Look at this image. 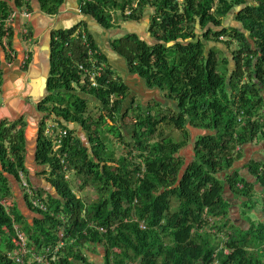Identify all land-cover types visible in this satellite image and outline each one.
<instances>
[{
    "label": "trees",
    "instance_id": "trees-1",
    "mask_svg": "<svg viewBox=\"0 0 264 264\" xmlns=\"http://www.w3.org/2000/svg\"><path fill=\"white\" fill-rule=\"evenodd\" d=\"M27 1L14 0L17 8L28 7ZM37 1L47 15L56 14L64 2ZM237 6L242 8L231 19L246 35L231 23L223 27ZM147 7L151 10L147 32L153 43L134 33L109 43L124 60L127 73L161 92L169 104L153 101L143 109L131 102L129 131L124 124L131 142L119 131L127 116L122 108L129 90L101 52L105 68L99 85L80 84L83 73L78 66L88 65L89 49L98 51L85 24L52 33L46 97L38 110L52 115L66 137L57 156L51 151V137L40 127L34 161L48 168L45 182L55 196L47 194L46 211L32 209L24 198L38 216L30 223L14 204L8 209L0 204V264H17L7 256L20 247L13 224L24 232L34 253L61 240L62 247L48 264H90L84 253L90 245L102 247V264H264V161L246 166L254 183L232 169L244 145L264 140V0H80L79 12L109 30L112 12L120 13L124 21L138 22ZM9 14L0 3V23ZM2 28L3 24L0 37ZM77 31L85 33L88 46L80 33L74 36ZM210 43L228 51L231 69L225 52ZM90 103L96 108L91 113ZM61 120L76 123L89 146ZM17 124H0V199L11 195L6 176L16 180L19 171L26 174L24 124L19 128ZM161 124L177 130L182 140L173 142L159 131L158 140L151 142ZM188 125L202 132L192 140V162L184 166L180 151L188 139ZM107 134L117 139L124 155L115 158L106 150ZM236 146L239 151H234ZM67 174L78 191L87 184L93 187L95 200L85 203L76 197ZM226 185L250 209L257 185L262 217L249 221L246 230L229 225L222 246L216 248L212 239L229 222ZM171 201L176 202L174 210ZM26 258L24 264H40Z\"/></svg>",
    "mask_w": 264,
    "mask_h": 264
},
{
    "label": "crops",
    "instance_id": "crops-1",
    "mask_svg": "<svg viewBox=\"0 0 264 264\" xmlns=\"http://www.w3.org/2000/svg\"><path fill=\"white\" fill-rule=\"evenodd\" d=\"M0 3L5 4L8 7L10 13L9 15L11 16V18L8 19V23L10 24V38L8 40L7 47L4 48L2 42L0 41V124L18 123V128L24 124L23 135L26 153L24 154V165L26 175L25 173L23 174L26 176L29 184L32 185L35 190H40V193L44 195V197L47 196V194L53 196V193H51V186L45 182L47 174H41L44 170L43 166L37 165L34 161L39 128L41 127L45 129L51 126L50 124L44 126L43 121L45 120L44 117L51 118L52 115L40 112L38 110V104L41 103L44 97H46V80L49 76L50 70L49 46L52 33L54 31L65 30L77 24L84 23L85 28L92 36L98 51L106 57L107 64L115 70L113 73L114 76H122L123 74L126 76L129 75L126 70L124 60L116 56L109 46L110 41L113 39L110 38L112 32L111 29L105 30L104 33V29L99 27L93 18L81 14L79 12L80 0H64L57 13L54 15H47L41 12L37 0L27 1L29 18L24 22H26L29 26L32 46L29 49L26 68H24L25 66H23V61L26 52L23 44L21 43L20 37V28L23 19L20 18V15H18V8L16 7L14 0H0ZM120 21L121 23L127 22L122 19ZM111 22L113 23V20ZM128 27L130 31H133L134 28L137 29V26L135 27V25H128ZM118 31L121 33H118ZM106 32L108 33L106 34ZM116 34H119L121 37L127 33L124 34L123 29L119 25ZM136 35L140 38L138 34ZM103 36L106 40L105 42L103 41ZM106 46H108V50H106ZM106 53H110V56L107 57ZM115 63L120 65V67L118 66L116 68L114 66ZM132 76L140 82V85L138 84L139 87H136V89L146 92V96L148 97L145 99V105L140 104L138 91L136 90L137 92L135 95L131 98V100H129L127 109L133 101L136 104L139 103V105H142L143 109H145L153 101L159 102L163 106H167L163 103L165 99H161V95H159L160 98H157L153 94L151 96L149 95V91L151 90V92H154L155 89L146 88L141 79L135 75ZM123 80L125 81V79ZM125 86L127 87L126 84ZM156 91L159 92L158 90ZM87 99L96 102L94 97H87ZM43 114H45L44 117ZM52 123L56 125V123ZM193 137H191V140L194 139ZM81 141L84 145L82 138ZM263 150L264 140L262 139L260 141L255 140L254 142L244 145L241 149V155L243 154L246 158V160L241 163L242 167L245 168L242 172H245V174L242 175L239 171L237 172L241 177L250 183H252V181L250 180V175L248 174L246 166L252 161H264V155L261 152ZM180 156L184 158L182 150L180 151ZM253 156L256 158H252ZM28 160L31 161L30 166L33 168L28 166ZM7 180L11 194L10 199L24 219L30 223L34 218H38L35 213L28 209L17 179L14 180L7 176ZM232 198L233 200H237L234 197ZM229 209H231V206ZM84 253L90 264H96L94 262L95 257L98 259L97 264H102L103 249L99 245H90L86 247Z\"/></svg>",
    "mask_w": 264,
    "mask_h": 264
},
{
    "label": "rangeland",
    "instance_id": "rangeland-1",
    "mask_svg": "<svg viewBox=\"0 0 264 264\" xmlns=\"http://www.w3.org/2000/svg\"><path fill=\"white\" fill-rule=\"evenodd\" d=\"M150 11L151 10L147 8L144 11V13L141 15V17H140L138 22H134V21L129 22V21H127V22H123V23H121V21H120L122 19V17L120 16V13L112 12L111 13V17H112V20H113V23H112L113 26L111 28L112 32H111V37L110 38H113L112 40H115V39H118L120 37L119 34H116V31L118 30V26L120 25L121 28L123 29L124 34L125 33H129V32L136 33V34H138L140 36V38H143L142 40H146L147 43L151 44L152 39L148 36V32H147L148 22H149V18H150ZM226 19L223 20V23L225 22ZM228 23H234V22L232 21L231 18H229L228 19ZM128 25H131V26L135 25V27L137 26V29L134 28L133 31H130ZM137 30L139 31V33H138ZM103 31L105 33V29ZM107 33L108 32H106V34ZM118 33H121V32L118 31ZM104 36H105V34H104ZM104 36H103V41L105 42L106 40H105ZM106 50H108V46H106ZM226 53L229 56L228 51H226ZM106 54H107V57L110 56V53L109 54L106 53ZM114 66L116 68L118 66L120 67V65H117V63H115ZM228 67L231 69V67H232L231 62L228 65ZM128 75L129 76H126L125 74H123L122 75L123 77L121 75H119L121 79L122 78L125 79V81L122 79L123 83L127 85L128 90H129L128 96L124 100L123 108H122V112L127 113V116L124 118V122L122 121V123L119 125V127H120L119 131H120L121 136H123L126 141L131 142V140H130V138L128 136V133H127V130L129 131L128 127L131 126L130 123H129V119H130L129 115H130L131 112H130V110L127 109L128 104H129V100H131V98L138 91L140 104H144L145 105L146 104L145 99L148 96H146L147 95L146 92H144V91L142 92L139 89L138 90L136 89V87H139V85H140L139 80L134 78L129 73H128ZM73 87L75 88L74 85H73ZM152 94L155 95L157 98H160L159 95H161V92H157L156 90H154V92H151V90H150L149 91V95L151 96ZM161 98H162V95H161ZM90 101L95 103L93 100H90ZM144 101H145V103H144ZM163 103L168 105V102L166 100ZM137 104H139V103H137ZM93 106L94 105L90 103L88 105V110L87 111L90 112V113L93 112V111H96V108L93 107ZM140 106H141V108L143 107L142 105H140ZM92 115H94V114H92ZM44 116H45V114H43V117ZM51 118H53V117L51 116ZM51 118L50 117H44V119H45L43 121L44 122V126H47V124L56 126L55 124L52 123V119ZM124 124L127 125V130H126V127L124 126ZM103 126L106 127L105 124ZM185 128H186L187 133H188V135H187L188 139L186 140L185 146L181 149L182 150V155L184 157L183 158V165L184 164L186 165V164H189L190 162H192V151L191 150H192V147H193V145H192L193 142L191 140V137H193V136L195 137L196 136L195 134H200L202 132V131H199V130H196V129L190 127L189 125L186 126ZM56 129L57 128H55V130ZM159 131H161L163 135L171 137L173 142H178L179 140H182L181 139L182 137H181L180 133L177 130H175L173 128H170V127H165V126H163L161 124L157 128L156 134L149 138V140H151V142L154 141V140L155 141L158 140V132ZM76 133H77V135L79 137H82L83 141H85V137H84V135H83L81 130H79V132L76 131ZM204 133H206V132H204ZM112 135L117 137L118 134H117V132H115ZM106 136H107L106 140L109 139V143L105 144V148H106L107 151L114 152V157L115 158L119 157L120 155H124L126 153V152H124L125 149H123V151H122L117 146L119 144H118L116 138H114L113 136H111L109 134H107ZM256 140L260 141L261 138H256ZM126 149H128V148H126ZM261 152L264 155V150L261 151ZM132 153H133V155L136 156V154L134 152H132ZM252 158H256V157L253 156ZM29 160H28V166L32 167V166H30L31 161H29ZM244 160H246V158L242 154L241 158L238 161L234 162L233 167H232L233 170L239 171V173L242 174V175L245 174V172H242L243 170H245V168L242 167V165H241V163H243ZM108 166H114V164L108 163ZM43 168H44V170H43V172L41 174H44V173L47 174L48 168H46V167H43ZM219 175H221V177H223L224 173H220ZM10 178H12V177H10ZM70 178H71V176L68 175V179L67 180L70 181ZM250 180L252 181V183H254L253 180L251 179V177H250ZM70 187H71L74 195L76 197H80L81 199H83L85 203H89V202L95 200V192L93 190V187L89 186V184H87L86 187L82 191H78L76 183H74L72 181V178H71ZM51 191H52L51 193H53V196H55V191H54L53 188L51 189ZM223 194H224V198L231 204V209H229V211H228V220H229V222L227 224V227L225 229H223L222 232H220L218 235L214 236V238L212 239V245L215 246L216 248H220L222 246V240L225 238V234L228 231H230L229 225L234 224L236 227H239V228H241L243 230H246L248 228V225H249L248 222L249 221H255V218L260 219L262 217V212L260 210L261 209V204H259V199H260L261 196H260V190H259L257 185L254 186V192L252 193V196H251V198H252L251 201L253 202V205L251 206L252 209H250L249 204H247V202H246L247 205H244L242 201L233 200V198H232L233 196H232V194H231V192L229 190V187L227 185L224 187V193ZM175 207H176V202L171 201V210H174ZM97 261H98V259H97V257H95L94 258V262L96 264H97ZM211 264H214V263H211Z\"/></svg>",
    "mask_w": 264,
    "mask_h": 264
},
{
    "label": "built area",
    "instance_id": "built-area-1",
    "mask_svg": "<svg viewBox=\"0 0 264 264\" xmlns=\"http://www.w3.org/2000/svg\"><path fill=\"white\" fill-rule=\"evenodd\" d=\"M177 1L180 2V0ZM17 11H18V15H20V18L23 19L20 28V37H21V43L23 44L26 52L23 61V66H25L28 60L29 49L32 46V40L29 36L30 29L28 24L24 22L29 18V10L26 4H22L21 6L18 7ZM125 13L126 14L129 13V11H126ZM10 18L11 16L8 15V17L3 21L4 23H0V26L1 24H3V28H2L3 35L0 37V41L2 42L4 48L7 47L8 40L10 38V26H9L10 24L8 23V19ZM78 33H80L81 38L85 43V45L88 46V43L86 42L85 33L81 31H77L75 32L74 36L78 35ZM99 54H100L99 51L89 49L88 65L78 66L79 71L83 73V78L80 80L81 85H85L88 88L97 87L99 85L98 79L102 77V72L103 69L105 68L103 61L99 59ZM236 121L240 123L241 117L238 116ZM55 128L57 129L55 130ZM262 131L264 132V121H263ZM43 134L45 136L51 137L52 140L51 151L52 153H57L58 149L62 145L63 139L66 137V130L60 129L57 125L56 126L51 125L50 127L43 129ZM239 149L240 147L236 146L234 151H239ZM56 155L58 156V153ZM17 175H18L17 181L19 183L23 197L27 199V202L30 205V207L32 209H36L39 211H46L44 195L42 194L37 195L36 193H34L36 190L33 188L32 185L29 184L23 172L19 171ZM67 177L68 176L65 175V178ZM0 204L4 209H8L12 205V200L7 197H2L0 199ZM139 227L141 229L145 228L142 223L139 224ZM13 229L15 231L16 237L20 240V247L15 253L8 252L7 256L11 257L17 264H24L23 259L25 260L26 257H27L26 262H30L34 260L40 264L41 263L48 264L51 261H54L56 253L62 247V242L60 240L54 246H45L38 253H34L30 248H28L26 236L24 232L20 230V227L17 224H13ZM98 231L103 232V229L99 228ZM58 236L59 238H61L62 234L58 233Z\"/></svg>",
    "mask_w": 264,
    "mask_h": 264
},
{
    "label": "water",
    "instance_id": "water-1",
    "mask_svg": "<svg viewBox=\"0 0 264 264\" xmlns=\"http://www.w3.org/2000/svg\"><path fill=\"white\" fill-rule=\"evenodd\" d=\"M241 8H242L241 6H237V7L234 8V10H231V11L227 14V17H228V18H227V19L225 20V22L223 23V27H227V26L229 25V23H228V19L232 17V15H233L234 12H238ZM231 25L237 27L240 31H242V32L246 35V32L242 29V27H241V25H240L239 23H231ZM196 27H198V26H196ZM141 40H142V39H141ZM143 41H146V40H143ZM151 43H153V42H151ZM214 45H216V44H214V43H210V44H209L210 47H212V46H214ZM216 46H217L219 49H221L222 51H224L225 54H226V56H228V54L226 53V49H225L221 44H217ZM228 60L231 62V65L233 66V62H232V61H233V58H232V56H231L230 54H229V56H228ZM60 122H61L63 125L67 126L69 130H75V131H77V132H79V130H81L80 127H79L76 123H73V124H66L63 120H61ZM81 138H82V137H80V139H81ZM84 146H86V147L89 146V144H88V142H87L86 140L84 141Z\"/></svg>",
    "mask_w": 264,
    "mask_h": 264
},
{
    "label": "clouds",
    "instance_id": "clouds-1",
    "mask_svg": "<svg viewBox=\"0 0 264 264\" xmlns=\"http://www.w3.org/2000/svg\"><path fill=\"white\" fill-rule=\"evenodd\" d=\"M67 176H68V174H67ZM45 198H46V197H45ZM12 205H13V203H12ZM12 205H11V206H12Z\"/></svg>",
    "mask_w": 264,
    "mask_h": 264
},
{
    "label": "flooded vegetation",
    "instance_id": "flooded-vegetation-1",
    "mask_svg": "<svg viewBox=\"0 0 264 264\" xmlns=\"http://www.w3.org/2000/svg\"><path fill=\"white\" fill-rule=\"evenodd\" d=\"M149 23V22H148Z\"/></svg>",
    "mask_w": 264,
    "mask_h": 264
}]
</instances>
